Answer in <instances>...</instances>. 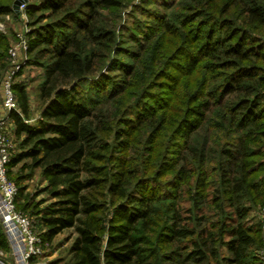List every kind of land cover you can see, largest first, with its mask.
<instances>
[{
    "label": "trees",
    "instance_id": "obj_1",
    "mask_svg": "<svg viewBox=\"0 0 264 264\" xmlns=\"http://www.w3.org/2000/svg\"><path fill=\"white\" fill-rule=\"evenodd\" d=\"M13 1L0 0V18ZM160 5L167 11L121 52L132 63L118 77L101 72L120 62L110 55L117 25L102 13L118 0L29 11L42 108L29 123L15 84L9 175L19 167L20 186L39 172L53 201L41 209L24 186L17 208L36 216L43 245L73 231L65 264H262L264 0ZM8 48L0 34V81Z\"/></svg>",
    "mask_w": 264,
    "mask_h": 264
},
{
    "label": "rangeland",
    "instance_id": "obj_2",
    "mask_svg": "<svg viewBox=\"0 0 264 264\" xmlns=\"http://www.w3.org/2000/svg\"><path fill=\"white\" fill-rule=\"evenodd\" d=\"M16 0L13 1V3ZM33 5L29 7L26 11L25 17L16 13L13 10V3L11 4L12 14L2 16L0 18V34L4 35L10 45L17 41L18 33H21L26 28V22L28 27L33 29H37L38 26H33L34 19L30 17L29 11L33 9H40L43 4L38 7L34 6V3L40 0H27ZM120 2V7L111 8L105 11H102L105 21L116 23V40L117 46L119 50L117 52L111 51L110 55L115 57V61L120 62H112L106 61V66L101 69V72L110 77L120 75L121 69L128 67L131 65L132 60L125 55H122V51L128 49V47H133L135 39H138L139 42L143 39V31L147 26L150 25V21H153L152 15L156 12H160L164 14L167 10L164 9L160 4L161 0H118ZM169 3L178 2L180 0H167ZM25 19V21H24ZM44 23V22H43ZM264 40V39H263ZM30 41V37H29ZM137 42V44L139 43ZM115 52V53H114ZM29 56L27 54V60L25 62V66L22 72L18 75L15 84H24L26 91L28 93V97L30 100V105H32L31 109V124L35 123V120L40 117L42 101L40 99V88L42 86V82L44 79V71L42 68L29 66L28 63ZM112 68L111 71L107 69ZM113 86H111L112 88ZM86 89H90L86 86ZM15 126L14 123H11V140L15 145V150L18 148L19 140L16 138L15 134ZM12 175H9L10 180L17 186L18 193L21 187H27L26 194L33 195L35 198L33 201L35 203L43 201V204L40 208L47 207L53 200L45 194L41 192L45 187L46 183L40 177L39 172L34 174L32 180H22L20 181V186H18L15 182L19 177V167L11 170ZM29 172H25L23 175H27ZM37 195V196H36ZM19 198V194H18ZM23 201L18 199L17 205H22ZM39 208V209H40ZM18 210L22 211L24 215H26L29 219L33 221V224L37 230V232L41 233V227L38 224V220L36 216L31 214L30 210L23 211L21 208ZM257 214H253L256 216ZM3 228V227H2ZM4 231V230H3ZM75 235L72 230L65 231L63 234L57 236L51 243H46L42 247V254L36 258V263L33 264H65L68 259V250L72 244ZM7 256L6 258H4ZM8 252H3L0 254V259H3L5 262L12 264Z\"/></svg>",
    "mask_w": 264,
    "mask_h": 264
},
{
    "label": "built area",
    "instance_id": "obj_3",
    "mask_svg": "<svg viewBox=\"0 0 264 264\" xmlns=\"http://www.w3.org/2000/svg\"><path fill=\"white\" fill-rule=\"evenodd\" d=\"M45 0L34 3L40 7ZM25 0L19 6V13L24 17L31 7ZM25 21V19H24ZM32 29L28 27L17 35V41L10 45L7 51L8 68L0 81V224L9 243V256L12 264H32V258H38L42 254V237L37 232L33 221L22 211L18 210L16 199L17 186L9 178V165L15 153V145L11 140V114L20 113L17 95L14 90L16 79L22 72L27 60L29 50V37ZM264 242V208L260 213ZM3 254V251H0ZM259 257L264 264V245L259 252ZM0 264H9L0 259Z\"/></svg>",
    "mask_w": 264,
    "mask_h": 264
},
{
    "label": "water",
    "instance_id": "obj_4",
    "mask_svg": "<svg viewBox=\"0 0 264 264\" xmlns=\"http://www.w3.org/2000/svg\"><path fill=\"white\" fill-rule=\"evenodd\" d=\"M25 0H16L13 3V10L18 14L19 13V6L24 2Z\"/></svg>",
    "mask_w": 264,
    "mask_h": 264
},
{
    "label": "crops",
    "instance_id": "obj_5",
    "mask_svg": "<svg viewBox=\"0 0 264 264\" xmlns=\"http://www.w3.org/2000/svg\"><path fill=\"white\" fill-rule=\"evenodd\" d=\"M30 107H31V109H32V105H30ZM6 257H7V256H5L4 258H6ZM6 259H7V258H6ZM8 260H9V261H12L11 258H10V259L8 258Z\"/></svg>",
    "mask_w": 264,
    "mask_h": 264
}]
</instances>
